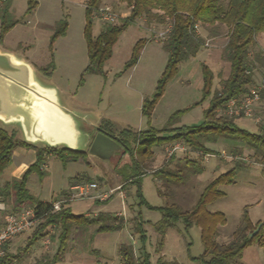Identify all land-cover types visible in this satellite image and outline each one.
Wrapping results in <instances>:
<instances>
[{
  "label": "rangeland",
  "instance_id": "rangeland-1",
  "mask_svg": "<svg viewBox=\"0 0 264 264\" xmlns=\"http://www.w3.org/2000/svg\"><path fill=\"white\" fill-rule=\"evenodd\" d=\"M37 1L38 6L31 13H26L28 0L0 3V27L4 12L5 21L14 24L5 35L0 48L18 57L29 58L38 67L47 70L51 77L43 75L44 79L59 89L62 103L82 118L86 114L90 116L86 122L82 118L80 120V124L88 129L97 119L99 127L102 126L113 137H119L127 131L139 134L148 131L150 127L157 130L197 127L204 122V111L209 107V101L195 106L203 98V66L213 72L214 92L222 89V83L230 75V64L225 59L228 29L220 27L218 33L212 34L209 29L199 25L197 32L204 40L201 52L181 63L178 74L170 81L163 98L155 107L149 124L142 114V105L155 94L158 81L167 66L169 54L163 47L166 38L162 39L159 35L168 34L172 22L143 15L120 36L103 72L84 75L89 64L85 38V0ZM103 6H111L117 14L118 21L115 25L130 15L129 7L118 0H103ZM64 26L65 35L55 38L56 33ZM107 26L96 14L93 36L98 37ZM141 40L148 42L141 51L137 66L129 68L133 49ZM256 42V46L250 51L251 58L257 52H264V35H259ZM253 73L255 85L258 86L264 79V70L255 67ZM256 108V114L261 117L260 123L246 117L232 119L240 129L253 134L260 133V128L264 125V103ZM176 113L180 114L168 124ZM217 115L230 118L225 116L224 109H220ZM89 133L92 138L95 136L94 129L91 128ZM177 144L184 145L187 151L170 156L172 146ZM134 147L137 158L142 161L144 146L134 144ZM206 147L213 151L209 154L213 157L207 158L208 154L194 151L183 142L154 147L153 159L145 161L147 167L140 188L135 183L125 184L133 170L129 168L130 158L123 157L122 152L110 161H101L87 154L85 159L66 166L56 158L47 159L43 176L34 172L28 177L27 188L34 198L32 205L71 199L74 191L69 190V183L76 178L74 187L96 184L97 188L91 191L93 195L89 192L87 197L69 201L75 215L93 219L101 213H110L128 221L126 228L119 233L99 234L96 226L74 228L67 242L64 260L61 259L59 264H123L119 257L121 245L133 246L137 254L143 247L133 230L132 221L136 218L144 223L147 232L144 249L151 255V264H157L160 257L180 264H198L193 263L190 257L197 258L204 252L201 229L193 227L186 232L180 223L177 230L167 232L163 249H160L158 245L161 237L153 226L159 222L161 214L139 204L138 193L152 207L160 208L174 203L188 212L196 206L204 189L214 179L226 174L238 163L242 164L236 168L233 184L219 186L224 197L208 207L210 213H223L227 219L226 225L218 228L217 243H230L234 234L242 227L245 215L254 225L264 222V165L254 155V151L239 142L224 139L213 145L207 144ZM88 151L87 149V153ZM222 151L238 159L221 158L219 154ZM170 161H173L171 169L179 170L182 180L175 184L155 180L153 172ZM187 161L196 163V166L186 165ZM119 185L124 187L120 186L119 190ZM64 192L66 195L62 196ZM89 198L94 199L92 201ZM13 204L12 201L8 202L10 209L15 208V203ZM30 208L31 206L26 207ZM38 226L14 238L5 248L0 261L6 259L5 264H39L46 259L52 260L60 250L61 231L49 227L40 232L48 233L49 236L40 238L31 246ZM238 264H264V246L260 247L256 243L247 248Z\"/></svg>",
  "mask_w": 264,
  "mask_h": 264
},
{
  "label": "trees",
  "instance_id": "trees-1",
  "mask_svg": "<svg viewBox=\"0 0 264 264\" xmlns=\"http://www.w3.org/2000/svg\"><path fill=\"white\" fill-rule=\"evenodd\" d=\"M118 1L129 7L131 10L130 15L118 25H108L98 37H94L92 34L94 19L100 8L103 7V0H86L85 38L89 64L84 71V75L103 72L104 65L111 59L112 50L120 36L143 15L171 21L172 27L166 34L167 37L163 43L164 49L169 54L167 66L158 81L155 94L151 99L145 100L142 105V114L149 121V124L155 107L163 98L170 81L178 74L181 63L196 57L204 46V40L198 34L196 26L200 25L204 29H209L212 34L218 33L220 27H226L229 31L225 59L230 64V75L222 83L221 90L213 91L215 77L208 67L203 66V98L195 106H200L209 101V107L204 111V122L201 125L174 130L168 128L157 130L150 127L146 132L132 134L127 131L121 133L119 137L109 135L102 126L97 129L98 132H103L115 139L123 148L122 156L130 158L131 166L129 168L133 170V174L125 184L135 183L140 188L147 167L145 161H151L155 155L152 149L164 144L171 145L175 142H183L194 151L203 154H212L213 151L209 150L206 145L216 144L220 139L239 142L253 150L254 155L264 165V125L260 128V133L253 134L240 129L232 117H217L218 111L224 109L231 100L242 99L256 88L254 68L259 67L264 70L263 51L257 52L252 58L250 57V51L257 44V37L264 35V0ZM37 6V0H28L26 13L34 12ZM154 12L161 14H153ZM5 20L6 12L2 13L1 18L0 44L14 26V24H8ZM65 26L56 33L55 38L65 35ZM147 42V40H141L136 44L132 58L128 63L129 68L137 65L141 51ZM40 71L45 75H50L45 69L41 68ZM262 103H264V90L260 91V106ZM179 114H174L168 124H171L174 117ZM134 144L145 148L142 153V161L136 156ZM18 148L33 149L37 155L36 162L30 166L20 180H14L11 183L4 184V186L0 184V198L6 203L8 213H19L26 207L31 206V208H34L37 217L43 221L38 226V232L35 234V240L30 244L31 246L40 238L48 235V233L42 234L40 232L47 230L49 227L58 228L61 231L58 254L52 260L46 259L39 264H59L64 260L67 242L74 228L96 226L99 234L119 233L126 228L128 221L122 216L117 217L110 213H101L97 218L89 219L85 215H75L69 201L64 203L61 210L56 213L53 212V202H39L32 205L34 198L27 188L30 174L37 172L40 176H43L44 166L49 158H56L66 166L85 159L87 152L72 151L65 147H37L25 142L18 136L17 132L10 131L0 125V180L7 170L15 150ZM172 162H167L163 168L153 172L155 180L163 181L165 184H175L182 180L181 172L177 169H171ZM241 164L238 163L235 168L214 179L204 189L196 206L188 212L174 203L160 208L152 207L146 204L140 192L138 193L139 204L146 205L148 210L157 211L161 214V219L153 226L154 231L161 237L158 245L160 249H163L167 232L177 230L180 223L184 226L186 232L193 227L201 229V242L203 243L204 252L197 258L190 257L193 263L238 264L243 259L244 251L247 248L256 243L260 247L264 246V222L254 225L247 215L244 216L242 227L234 234L230 243H217L218 228L226 225L227 219L223 213L215 214L208 211L210 205L225 195L219 190V186L233 184L236 168L241 167ZM186 165L196 166V163L187 161ZM75 181L76 178L71 180L70 187H74ZM61 195L65 196L66 193L64 192ZM9 201H14V209L9 208ZM132 222L134 233L139 237L143 247L137 254L133 246L123 244L119 248V257L123 264H151V255L144 249V243L147 239L144 223L137 218ZM258 226L261 227L260 231L254 238L250 239L249 236L258 229ZM5 260L1 259L0 264H5ZM157 264L180 263L167 261L160 257Z\"/></svg>",
  "mask_w": 264,
  "mask_h": 264
},
{
  "label": "water",
  "instance_id": "water-1",
  "mask_svg": "<svg viewBox=\"0 0 264 264\" xmlns=\"http://www.w3.org/2000/svg\"><path fill=\"white\" fill-rule=\"evenodd\" d=\"M52 90L43 89L35 79L34 69L15 58L0 51V121L4 123L21 122L26 132V141L36 143L45 141L42 128L56 124L54 108L65 111L50 99ZM47 125H46V124ZM88 154L101 161H110L118 153L123 152L121 145L103 132L89 137ZM47 147L57 148L60 144L48 143ZM72 151H81L63 146ZM261 227L249 237L254 238Z\"/></svg>",
  "mask_w": 264,
  "mask_h": 264
},
{
  "label": "crops",
  "instance_id": "crops-1",
  "mask_svg": "<svg viewBox=\"0 0 264 264\" xmlns=\"http://www.w3.org/2000/svg\"><path fill=\"white\" fill-rule=\"evenodd\" d=\"M63 1H71V0H63ZM77 3L79 2L77 1ZM83 5L85 6V4ZM0 51L3 53L11 54L18 60L25 62L26 64L31 66L34 69L35 79L39 83V85L43 89L53 91V93H50V99L65 109V111L63 112L61 110L54 108L52 113H54V116L56 117V124L51 125L50 122H47L48 125L45 123L47 126H44V128H42V131L44 132V138H49L48 140L45 139V141H38V142L36 141V143H31V142H28V143L33 144L37 147H47L48 143H54V144H60V147L69 146L73 149H78V150L87 152V149L89 150V145L87 146L88 139L89 137L92 136L89 133V131L91 130V128L94 129L95 136H96V134L98 133L97 129L100 126L99 119L95 121V124L89 125L91 128L88 129L87 127H83L80 124V120L82 116L77 115L75 111H73L72 109L70 110L68 107H66L62 103L59 89L57 87L51 86L44 79V76L51 77V75H45L44 73H42L40 71L41 67H38L33 61H30L29 58L18 57L15 54L3 51L1 48H0ZM89 118L90 116L86 114V116L83 115L82 119L83 121L86 122L87 121L86 119H89ZM0 125L10 131L17 132L18 136L22 138L25 142H27L26 132L21 122L4 123L0 121ZM36 159H37V155L33 149H27V148L16 149L12 156V159L10 161V164L7 170L4 172L0 180V184L4 186V184L11 183L14 180H20L24 176L26 171L30 168V166H32L36 162ZM69 186H70V183H69ZM120 186H123V185H119L117 187L119 188V190H120ZM72 189L73 187H70L69 190H72ZM121 194H122V198L124 199L122 192ZM90 195H93V193L91 192ZM89 199L93 201L94 198H89ZM101 199H104V198H101ZM13 203L14 201H12V204Z\"/></svg>",
  "mask_w": 264,
  "mask_h": 264
},
{
  "label": "built area",
  "instance_id": "built-area-1",
  "mask_svg": "<svg viewBox=\"0 0 264 264\" xmlns=\"http://www.w3.org/2000/svg\"><path fill=\"white\" fill-rule=\"evenodd\" d=\"M8 0H0V3H5ZM111 6H103L100 8L98 15L102 22L107 25H115L118 21V16L111 9ZM199 25L196 26V29ZM162 39L166 38V34L162 33L159 35ZM264 90V79L262 82L251 91V93L242 99L231 100L224 108L225 116L232 118H252L256 123H260L261 117L256 114L258 109L256 107L260 106V91ZM187 148L182 144H177L172 146L170 156H173L179 152H185ZM213 155H207V158H211ZM219 157L228 160L238 159L236 156L228 155L226 152L222 151ZM97 188L96 184H91L87 186L77 185L73 187L74 195L68 200H59L53 202V212H59L64 203L68 201H74V199H80L87 197L89 192ZM6 203L0 198V258L4 256L5 247L16 237L29 232L33 228L37 227L41 220L37 217L34 208L23 209L19 213H8Z\"/></svg>",
  "mask_w": 264,
  "mask_h": 264
}]
</instances>
